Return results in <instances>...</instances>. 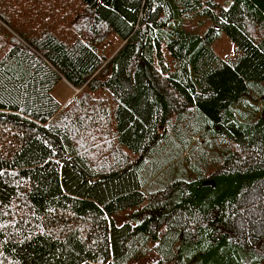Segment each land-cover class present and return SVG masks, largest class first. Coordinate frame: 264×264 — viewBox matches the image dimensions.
<instances>
[{
  "label": "trees",
  "instance_id": "trees-1",
  "mask_svg": "<svg viewBox=\"0 0 264 264\" xmlns=\"http://www.w3.org/2000/svg\"><path fill=\"white\" fill-rule=\"evenodd\" d=\"M153 252L264 264V0H0V264Z\"/></svg>",
  "mask_w": 264,
  "mask_h": 264
},
{
  "label": "rangeland",
  "instance_id": "rangeland-1",
  "mask_svg": "<svg viewBox=\"0 0 264 264\" xmlns=\"http://www.w3.org/2000/svg\"><path fill=\"white\" fill-rule=\"evenodd\" d=\"M219 1L225 7L229 6L231 3V0H219ZM191 27L192 29L199 31L201 25H199V23L196 22V23H192ZM121 45L122 42L120 41V39L114 33H109L106 36L105 40L102 43H100L98 47L100 50L105 52L107 56L108 55L110 56V54L114 53V51H117ZM215 50L218 52V54L224 57H235L238 53L235 44H233L230 41V39L226 34H223L222 37L218 40V42L215 44ZM68 87L69 86L66 85L64 82L60 81L56 84L53 90L54 96H56L57 101L59 102V104H62V106L66 105L72 99V97H74L79 92V89H75L72 87L68 88ZM128 211L129 210L123 212V214H121L118 217V220L120 222L126 220ZM156 258H157L156 254L153 252L148 257L140 261L133 262L131 264H153Z\"/></svg>",
  "mask_w": 264,
  "mask_h": 264
},
{
  "label": "water",
  "instance_id": "water-1",
  "mask_svg": "<svg viewBox=\"0 0 264 264\" xmlns=\"http://www.w3.org/2000/svg\"><path fill=\"white\" fill-rule=\"evenodd\" d=\"M214 184H215L214 180H207L204 182V185H214Z\"/></svg>",
  "mask_w": 264,
  "mask_h": 264
}]
</instances>
